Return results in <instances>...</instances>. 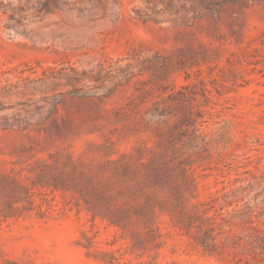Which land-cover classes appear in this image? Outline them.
<instances>
[{
    "label": "rangeland",
    "instance_id": "rangeland-1",
    "mask_svg": "<svg viewBox=\"0 0 264 264\" xmlns=\"http://www.w3.org/2000/svg\"><path fill=\"white\" fill-rule=\"evenodd\" d=\"M257 231L264 0H0V264H233Z\"/></svg>",
    "mask_w": 264,
    "mask_h": 264
},
{
    "label": "trees",
    "instance_id": "trees-1",
    "mask_svg": "<svg viewBox=\"0 0 264 264\" xmlns=\"http://www.w3.org/2000/svg\"><path fill=\"white\" fill-rule=\"evenodd\" d=\"M263 240L264 239L260 236V233L257 231V234H255L252 238V245H242L243 248L246 247L247 251H249L248 254L251 255L250 258H237L233 264H264V245L261 244V242H264ZM237 256L238 254H235V257Z\"/></svg>",
    "mask_w": 264,
    "mask_h": 264
}]
</instances>
